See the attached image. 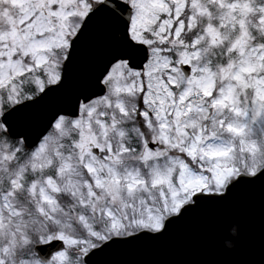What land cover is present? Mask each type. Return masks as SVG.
<instances>
[{"label":"snow or ice","instance_id":"1","mask_svg":"<svg viewBox=\"0 0 264 264\" xmlns=\"http://www.w3.org/2000/svg\"><path fill=\"white\" fill-rule=\"evenodd\" d=\"M264 264V0H0V264H164L218 219ZM258 257V258H257Z\"/></svg>","mask_w":264,"mask_h":264},{"label":"water","instance_id":"2","mask_svg":"<svg viewBox=\"0 0 264 264\" xmlns=\"http://www.w3.org/2000/svg\"><path fill=\"white\" fill-rule=\"evenodd\" d=\"M240 220L242 244L236 252L223 249L218 219L209 215L182 228V240L154 247H136L131 251V258L164 264H234L246 254L252 239L258 237L259 209H246Z\"/></svg>","mask_w":264,"mask_h":264}]
</instances>
